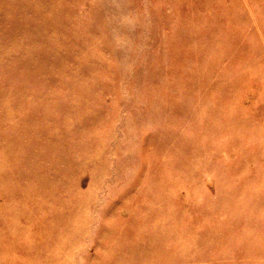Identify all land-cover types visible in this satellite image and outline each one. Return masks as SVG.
I'll use <instances>...</instances> for the list:
<instances>
[{"label": "rangeland", "instance_id": "obj_1", "mask_svg": "<svg viewBox=\"0 0 264 264\" xmlns=\"http://www.w3.org/2000/svg\"><path fill=\"white\" fill-rule=\"evenodd\" d=\"M0 264H264V0H0Z\"/></svg>", "mask_w": 264, "mask_h": 264}]
</instances>
